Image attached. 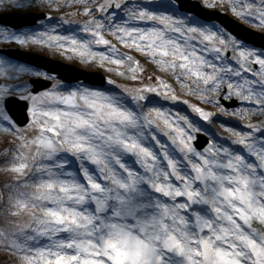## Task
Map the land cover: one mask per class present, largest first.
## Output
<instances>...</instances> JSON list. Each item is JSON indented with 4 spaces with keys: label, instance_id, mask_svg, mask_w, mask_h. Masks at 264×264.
I'll use <instances>...</instances> for the list:
<instances>
[{
    "label": "snow or ice",
    "instance_id": "6c2138e0",
    "mask_svg": "<svg viewBox=\"0 0 264 264\" xmlns=\"http://www.w3.org/2000/svg\"><path fill=\"white\" fill-rule=\"evenodd\" d=\"M79 2L77 14L89 17L78 23L88 34L83 38L54 28L21 36L17 30L29 22L32 8L44 5L9 0L0 7V42L37 43L70 50L85 61L127 63L123 70H108L139 83L119 84V92L83 83L65 91L54 74L40 73L56 83L33 92L22 79L24 67L0 62V131L23 142L9 150L16 153L11 159L20 161L12 170L38 169L33 181L39 193L25 194L18 207L31 199L45 212L29 230L0 237L8 241L3 251L16 253L23 264H264V51L242 44L223 27L155 13L139 0L131 5L128 0ZM46 3L61 7L56 0ZM178 3L185 7V0ZM200 3L209 9L224 6V0ZM229 6L241 20L264 30V0H228ZM117 9L126 12L125 19L117 20ZM106 33L171 71L201 103L225 115L259 119L245 131L229 127L232 138L213 137L198 147L204 129L189 113L145 102L151 94L182 102L209 123L213 111L182 100L163 76L152 80L138 74L144 71L140 62L119 51ZM100 45L110 52L98 51ZM10 97L30 101L23 125L8 110ZM233 100L240 103L226 105ZM69 156L78 160L83 180L68 168ZM119 251L128 258L121 260Z\"/></svg>",
    "mask_w": 264,
    "mask_h": 264
},
{
    "label": "rangeland",
    "instance_id": "374dc122",
    "mask_svg": "<svg viewBox=\"0 0 264 264\" xmlns=\"http://www.w3.org/2000/svg\"><path fill=\"white\" fill-rule=\"evenodd\" d=\"M197 1L200 2V0ZM8 2L9 0H0V7H2V4ZM38 2L44 6L33 7L29 17H31L32 13H39V14L44 13L45 15H47L45 11H51L53 16L49 17L47 15L45 19L40 20L38 22V25L35 24L33 26H28L26 28H21L17 30L18 34H20L21 36L27 37L31 35H37L42 31H48L53 28L59 34L75 35L78 38H83L84 36L88 35L86 33L81 32L80 30L81 25L78 24L86 19H89V17L85 16L82 12L77 14V9L82 6L79 0H56V2L61 5L60 8H48L46 0H38ZM132 3L133 0H128V4L131 5ZM139 3H141L145 8L149 9L152 12L155 13L164 12L167 14H171L179 17H185V18L192 17L193 19L191 22L196 23L199 26H205L200 21H196L195 16H183L182 14H179L178 5L174 0H139ZM227 5H228V0H224V6L219 8V10L229 13L231 16L237 18L238 20L242 21L243 23H245L246 25L252 28H255L259 31H264L259 29L255 24H250L248 21L241 20L231 11L230 6L225 7ZM116 18L117 20L125 19L126 12L117 9ZM62 19H71L73 23L64 22ZM207 26H214L217 28L220 27L216 23ZM105 35L108 39L112 40L113 44L116 45L119 51L125 53L126 55H132L136 60L140 62V65L141 67H143L144 71L143 73H138V74L149 76L151 77L152 80H156L159 78V76H163L165 79L169 80V83L172 85V87L176 89L177 95L182 96V100H189L192 103H197L199 106L204 107L207 110L213 111L214 113L213 122L209 123L200 120L197 114L191 112L190 107L186 104H183L182 102H169L155 94H151L147 99V101L145 102L149 106H157L160 108H168V107L182 108L183 112L189 113L191 118L194 121L198 122L203 127L204 132L208 133V135H206L204 132H201L200 134H205L209 139L214 137L216 139L227 140L228 138H232V134L229 131V127H233L236 128L237 130L245 131L247 130L246 126L249 122H256V120L259 119V117L253 116L251 117V120L248 121L241 118L239 115H225L222 114L220 110L214 105L201 103L198 96L187 93L185 87L181 85L179 80L175 79L171 71H166L164 69H161L152 61H146L145 54L140 53L132 48H128L123 44H119L116 38L110 33H106ZM95 47L97 48L98 51L107 50L110 52V49H107L106 46L100 45ZM0 49H18L21 52H28L36 55L40 54L47 58L54 59L62 63L77 67L79 70L101 73L103 77L105 78L110 77L111 79L117 81V85L110 84L107 79L105 80L104 83L105 85H102L100 83L97 84L98 85L96 86L97 88L103 87L105 90L112 89L116 92H119L120 91L118 88L119 84H127L129 86H132L139 83V81L131 80L128 76H126L125 80H123L119 77L121 75L119 74L118 71L108 70L109 68L123 70L125 68H128L127 63L124 65H116L114 62L111 61H105L104 63H101L99 58L85 61L78 53H72L70 50L48 47L47 45L42 46L37 43H32L29 45L22 46V45H16L15 43L3 44L2 42H0ZM22 57L26 58V56L24 55ZM0 62H2L3 65L24 67L26 69V73H25V77H22V79H26L28 85L31 88L32 85L30 84V81L32 79H43L46 81H51L49 79L41 78V76L39 75L40 73H47V74L49 73L44 69L37 67L36 65L32 66L26 64L25 62L20 63L16 61L13 57H10L8 55H3L1 53H0ZM57 79L62 82L63 90L68 91L69 87H67L66 83L63 82L58 77ZM54 83H56V81H53V84ZM79 83H83V82L73 83L72 86H75ZM83 84L85 86L90 87L86 83ZM19 98L27 100L22 97ZM27 101L30 104V101L29 100ZM237 102L240 103L239 101ZM128 103L130 106L134 107L130 98L128 100ZM27 135L28 136L34 135V130H27ZM22 144L23 142L15 134L11 132L0 131V235L1 236L13 232L29 230L35 224L37 219H39L38 216L43 217L45 214L44 209L39 206V202L34 204L32 203L31 199L27 200L26 206L18 207V202L26 198L25 194L35 195L38 194L40 191L36 183L33 181V173L38 171V169H34L30 167L27 169L25 174H19L16 171L12 170L13 166L20 162L19 160H13L8 164H5V159L6 160L9 159L12 153L14 154L11 156L13 157L16 156V153L13 151L11 154H9V152H11L9 151L10 150L9 148L15 149L17 147H20ZM234 147L239 149L243 154L247 155V152L246 150H244L243 146L234 145ZM25 151H27V149H25ZM68 160H69V163L67 165L68 168L71 171H74L77 174V176L81 180H83L84 178L80 175L81 168L78 160L71 156L68 157ZM34 162L35 161H29L30 164ZM93 167L95 166L89 165L90 169ZM7 189L11 190L10 192L11 200L5 204V191H7ZM60 235H63V233H61ZM7 243H8L7 240H4L2 238L0 239V244H2L0 245L2 246L0 249L1 250L0 253L2 254V255L0 254V264H4V261L7 260L8 257L7 254L8 255L12 254L18 258V256L14 252L3 251V247ZM122 252H123V257L121 258V260L127 259L129 254L124 251ZM21 261L22 260L17 261L15 262V264H21Z\"/></svg>",
    "mask_w": 264,
    "mask_h": 264
},
{
    "label": "water",
    "instance_id": "95a60500",
    "mask_svg": "<svg viewBox=\"0 0 264 264\" xmlns=\"http://www.w3.org/2000/svg\"><path fill=\"white\" fill-rule=\"evenodd\" d=\"M197 7H199V4L194 3ZM197 7H184L187 8L191 11L194 9V12H198L199 14L202 15V17L206 18L207 20H217L224 26H226L234 35L237 37L246 40L247 42H252L256 44L257 46H262L264 47V42H262L260 39H255L251 34L254 32L251 31L248 28H245L243 25L235 22L231 18H229L227 15H223L219 12L216 11H207L204 10L203 8H199L197 10ZM183 8V9H184ZM200 11V12H199ZM42 15H37L34 18V21L41 18ZM8 53H18V50L15 51H6ZM32 56L35 59H38L40 62H37V65L45 68L48 70L50 73H55L58 74L60 78H62L65 81H77L81 79H85L87 82L92 84L93 86H98L97 84L100 83L104 85L105 83V78L101 77L99 74H91L87 72H82L87 75L83 76H77L73 71H71V68L69 65H65L61 62L46 59L44 57L38 56V55H29ZM100 80V81H98ZM33 84H35V89L34 92L37 91H42L51 86L50 82H45V81H33ZM12 101L11 104L8 106L9 112L13 115V118L17 121L18 124L23 125L24 123L27 122L28 119V114H27V109H28V104L26 102H21L19 99L12 97L10 98ZM205 143H198V147L203 146Z\"/></svg>",
    "mask_w": 264,
    "mask_h": 264
},
{
    "label": "bare ground",
    "instance_id": "6f19581e",
    "mask_svg": "<svg viewBox=\"0 0 264 264\" xmlns=\"http://www.w3.org/2000/svg\"><path fill=\"white\" fill-rule=\"evenodd\" d=\"M121 79L125 80L126 76H119ZM11 154V153H9ZM14 153H12L11 155H13ZM10 155V158L9 159H5V164H8L9 162L13 161V159H11L13 156ZM10 192L11 190L7 189V191H5V204L8 203L10 200H11V197H10ZM41 216H38V218H40ZM0 237H2L0 235ZM1 239V238H0ZM2 245V244H0ZM2 246H0V249H1ZM1 251V250H0ZM1 254V253H0ZM2 255V254H1ZM7 260H10V261H14V262H17V261H20L21 259H18L17 257H15L14 255L10 254L8 255L7 254ZM118 257L121 259L123 257V252L122 251H119L118 252ZM21 264H23V262L21 261Z\"/></svg>",
    "mask_w": 264,
    "mask_h": 264
}]
</instances>
